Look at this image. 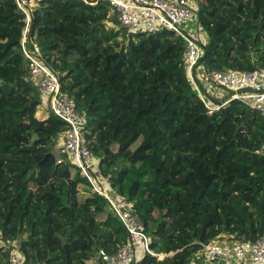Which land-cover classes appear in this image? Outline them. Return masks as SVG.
<instances>
[{
    "label": "trees",
    "instance_id": "trees-1",
    "mask_svg": "<svg viewBox=\"0 0 264 264\" xmlns=\"http://www.w3.org/2000/svg\"><path fill=\"white\" fill-rule=\"evenodd\" d=\"M193 1L207 73L264 66V0ZM108 10L104 1L36 0L29 35L81 113L99 172L165 254L133 264H190L200 243L264 234L260 112L233 99L209 113L187 76L183 39L165 28L129 32ZM23 23L15 0H0V237L25 264H96L128 234L57 152L64 122L36 116ZM8 256L0 247V264Z\"/></svg>",
    "mask_w": 264,
    "mask_h": 264
},
{
    "label": "built area",
    "instance_id": "built-area-1",
    "mask_svg": "<svg viewBox=\"0 0 264 264\" xmlns=\"http://www.w3.org/2000/svg\"><path fill=\"white\" fill-rule=\"evenodd\" d=\"M86 4L107 2V16L112 22L129 32L153 31L160 28L172 30L184 41L183 63L187 76L203 100L209 113L231 100L237 99L260 112L264 119V66L253 70L238 71L215 68L207 73L202 66L204 34L197 25L195 7L190 0H78ZM22 15L23 27L20 49L26 59L29 77L36 85L42 102L49 111L62 120L65 130L56 137V150L78 169L91 185V192L104 197L127 231L128 237L113 253L99 252L101 264H133L143 255L159 258L150 247L139 215L114 192L98 169V159L87 146L83 131V117L76 109L73 99L61 91L58 75L46 64L39 46L29 35L36 0H15ZM197 69V74L195 70ZM199 73V75H198ZM211 81L227 96L217 101L210 97L211 89H203L200 79ZM0 247H9L8 264H25L18 247L0 237ZM171 254V253H170ZM190 264H264V234L247 241L235 238L216 239L200 243V248Z\"/></svg>",
    "mask_w": 264,
    "mask_h": 264
},
{
    "label": "crops",
    "instance_id": "crops-1",
    "mask_svg": "<svg viewBox=\"0 0 264 264\" xmlns=\"http://www.w3.org/2000/svg\"><path fill=\"white\" fill-rule=\"evenodd\" d=\"M199 75V73H198ZM200 83L202 85V87H204V90H206L207 88L211 89V94H213L212 96H210L211 98H214L217 101H220L222 99H224L227 94L223 91H219V89H217L215 86H213V83H211V81L205 79L204 77H202L200 79ZM42 104V105H41ZM49 108L47 103H44L41 101L40 105L38 106V109L36 111V116L39 119H44L47 117L48 113H49ZM86 195V194H84Z\"/></svg>",
    "mask_w": 264,
    "mask_h": 264
},
{
    "label": "rangeland",
    "instance_id": "rangeland-1",
    "mask_svg": "<svg viewBox=\"0 0 264 264\" xmlns=\"http://www.w3.org/2000/svg\"><path fill=\"white\" fill-rule=\"evenodd\" d=\"M190 4L193 6V7H196V4H195V2L193 1V0H190ZM111 24H113L112 22H111ZM114 25H116V24H114ZM110 26H112V25H110ZM195 74H197V69L195 70ZM213 86H214V84H213ZM203 89H204V87H203ZM223 92H225L224 90H222ZM213 94H210V96H212ZM42 105V104H41ZM140 142V139H138L136 142H135V144L134 145H137L138 143ZM83 194L81 193L80 194V196H82Z\"/></svg>",
    "mask_w": 264,
    "mask_h": 264
},
{
    "label": "water",
    "instance_id": "water-1",
    "mask_svg": "<svg viewBox=\"0 0 264 264\" xmlns=\"http://www.w3.org/2000/svg\"><path fill=\"white\" fill-rule=\"evenodd\" d=\"M205 55H206V53H205V50L203 49V54H202V57H201V61H203L205 59ZM96 264H100V262L98 261V262H96Z\"/></svg>",
    "mask_w": 264,
    "mask_h": 264
}]
</instances>
